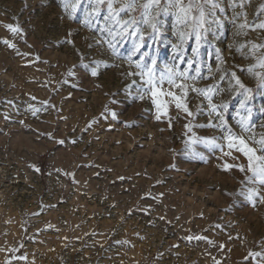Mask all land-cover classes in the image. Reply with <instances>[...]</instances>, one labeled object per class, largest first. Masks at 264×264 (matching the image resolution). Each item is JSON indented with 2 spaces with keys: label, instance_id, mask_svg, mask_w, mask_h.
<instances>
[{
  "label": "rangeland",
  "instance_id": "1",
  "mask_svg": "<svg viewBox=\"0 0 264 264\" xmlns=\"http://www.w3.org/2000/svg\"><path fill=\"white\" fill-rule=\"evenodd\" d=\"M85 7L70 16L61 0H0V264H264L254 256L264 253V202L246 200L255 185L224 168L247 159L203 143L217 138L229 151L220 128L208 126L220 116L246 140L264 136V87L247 71L264 57V48L252 51L264 45V30H253L264 22V0L243 8L221 0L219 26L198 55L195 38L181 44L174 18L161 16L160 37L145 27L132 63L131 39L112 41L113 51L100 31L105 13L89 21ZM144 53L158 73L167 65L187 77L177 76L186 96L167 84L161 91L181 97L193 116L162 96L158 120L152 97L138 98ZM232 73L252 89L250 116ZM193 88H218L209 95L219 116Z\"/></svg>",
  "mask_w": 264,
  "mask_h": 264
},
{
  "label": "snow or ice",
  "instance_id": "2",
  "mask_svg": "<svg viewBox=\"0 0 264 264\" xmlns=\"http://www.w3.org/2000/svg\"><path fill=\"white\" fill-rule=\"evenodd\" d=\"M85 0H61L62 6L67 11L69 7L71 11L68 13L70 16H74L77 10ZM87 7L84 8V13L86 20L99 19L100 13L104 12V25L101 27L100 31L106 32L111 40L106 41L110 48H113L112 41L117 38H128L132 42V51L127 57L129 63H132V56L140 52V49L144 46V28L150 29V38L153 41L158 40L161 34V29L163 27L162 21L159 19L161 16L171 15L174 18V27L179 26V31L177 33L178 39L181 44L185 42L187 38L194 37L196 41V48L193 49L194 54L198 55L199 46L207 42L208 34L212 30L213 25L219 26V20L216 18V10L219 9L220 12L224 10L220 7L221 0H86ZM234 7L239 6L243 8L244 0H232ZM119 4V7L116 5ZM139 5V12L136 15H132L136 12L137 6ZM264 11V9H262ZM242 15L245 17L244 23H241L239 27L241 29L249 27L246 21V13L241 12L238 17ZM124 17H128L125 19ZM8 30L12 33H20L19 27H13L8 25ZM259 28L264 30V22L254 25L253 30ZM5 43H8L5 41ZM71 43V41H69ZM9 47L13 45L9 44ZM257 48H264V45H252V51ZM113 51L115 49L113 48ZM147 56V59L144 57ZM192 62H195V57ZM191 63V62H190ZM136 68L138 71L135 75L140 76L143 86L138 87L136 92L138 93V98L143 99L145 95H150L152 97V102L157 109L156 119H160V112L166 108L167 102L162 100V96L170 97L176 103L178 109H183V111L188 116H193V113L189 111L187 105L182 102V98L176 96L173 92L167 91L162 92L161 89L164 84L169 85V87L181 88L182 93L186 96L184 92V86L177 84V76H183L187 79L184 74H178L172 71L167 65L164 66V71L157 72V59L153 56H148L147 53L141 54V62L136 63ZM260 68H264V57L257 61V65ZM256 66L249 67L247 71L258 77L259 84L264 87V73H255L254 68ZM84 67H88L84 65ZM100 67L96 64L92 68L91 75L96 76L97 69ZM107 67V65H105ZM69 76L73 73L69 71ZM232 78L235 80V87L240 89L239 96L241 97V107L251 115V109L248 107V102L251 99L252 89H248L236 77L235 73L231 74ZM135 83V81L133 82ZM193 91H197L198 94L203 95L205 99L209 101V105L212 113H216L219 116L217 107L211 104L212 96L209 93H214L218 91V88H208L197 90L195 88ZM226 107V106H221ZM38 111V110H34ZM107 111V106L105 108ZM264 111V109H261ZM166 114V113H165ZM113 119L116 118V114L112 113ZM209 127H219L222 132V139L226 142V146L229 149L228 152H224L225 144L218 143L217 138L204 139L203 143L210 151L220 150L224 155L230 156L232 151L242 154L243 157L247 159V165H229L225 164L224 168L230 169L232 167H237L239 171L246 174V181L249 184L255 185V187L249 188L246 193H242L245 199L255 204L256 202H264V136L259 139L255 137H249L247 140L244 136L236 135L232 130L226 127L223 117L220 116V125L209 124ZM189 131L191 127L185 125ZM252 125L246 123L245 120L241 121V129L244 132H250ZM249 140L251 143H249ZM196 142H200L197 140ZM63 143V141H61ZM201 159L204 157L201 155ZM235 159V157H234ZM38 171V169H37ZM199 239V237H197ZM191 239V238H190ZM254 256L261 257L264 260V253H255ZM20 259H26L25 257H20Z\"/></svg>",
  "mask_w": 264,
  "mask_h": 264
}]
</instances>
